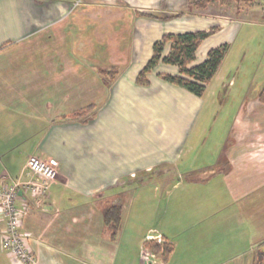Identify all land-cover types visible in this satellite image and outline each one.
Instances as JSON below:
<instances>
[{"label":"crops","instance_id":"obj_1","mask_svg":"<svg viewBox=\"0 0 264 264\" xmlns=\"http://www.w3.org/2000/svg\"><path fill=\"white\" fill-rule=\"evenodd\" d=\"M76 1L0 0V177L18 178L31 156L58 163L44 202L31 200L22 222L38 264L256 263L264 251L260 93L248 90L226 109L233 114L221 131H200L219 119L226 62L262 13L244 0L206 9L197 0ZM211 29L193 65L211 49L229 51L202 97L164 81L180 73L162 62L148 85L137 83L165 35ZM170 52L168 43L163 56ZM108 69L118 71L111 85L100 73ZM113 205L123 208L116 237L104 221ZM159 235L174 246L168 261L145 248ZM0 264H13L1 250Z\"/></svg>","mask_w":264,"mask_h":264},{"label":"trees","instance_id":"obj_2","mask_svg":"<svg viewBox=\"0 0 264 264\" xmlns=\"http://www.w3.org/2000/svg\"><path fill=\"white\" fill-rule=\"evenodd\" d=\"M215 0H197L192 5L199 9H206L209 4ZM226 0H222L224 2ZM246 3H251L252 0H244ZM215 29L210 31H197L188 32L178 35H165L163 39L154 45V54L148 64L141 70L137 77V83L143 86L149 84L148 74H150L158 64L165 63L169 65H175L179 68L178 76H171L167 74L161 75V78L173 85L185 88L194 95L202 97L207 86L212 82L216 76L218 70L222 66V63L229 51V45L224 44L217 48L211 49L208 52L207 59L198 65H193L196 61V54L198 49L204 40L214 34ZM171 44V52L167 56H163V51L166 44ZM101 75L108 85H111L116 75L118 74L117 69L101 70ZM261 101L264 103V90L260 95ZM93 107L77 111L71 115L73 119H80L85 117L88 110H92ZM193 178L190 180H196ZM122 206H109L104 211L105 224L112 229L113 237H116L121 229L122 225ZM145 248L150 252L161 255L164 261H168L170 255L174 250V246L168 243L159 245L154 241L145 243ZM260 259L257 258L256 264H262L264 254Z\"/></svg>","mask_w":264,"mask_h":264},{"label":"built area","instance_id":"obj_3","mask_svg":"<svg viewBox=\"0 0 264 264\" xmlns=\"http://www.w3.org/2000/svg\"><path fill=\"white\" fill-rule=\"evenodd\" d=\"M81 3L77 0L74 7ZM57 176V161L31 156L18 178L7 174L0 177V250L11 257L13 264H38L28 247V236L22 232V222L31 210V200L41 205ZM154 240L159 245L166 243L161 235Z\"/></svg>","mask_w":264,"mask_h":264},{"label":"rangeland","instance_id":"obj_4","mask_svg":"<svg viewBox=\"0 0 264 264\" xmlns=\"http://www.w3.org/2000/svg\"><path fill=\"white\" fill-rule=\"evenodd\" d=\"M254 11H260L261 17L256 18L257 24H253L248 34L249 40L245 43V48L239 52L238 48H234L224 67L229 70L228 77L225 81V87L217 99L218 113L220 117L217 121H213L206 126L208 130L200 131L201 133L212 134L221 131L223 124H227L228 119L232 117V111H226L233 103H238L239 99H243L246 91L249 90L250 95L262 93L264 90V0H252L251 3ZM78 7V6H76ZM218 7V6H217ZM218 10V8L216 9ZM260 15L255 13V16ZM244 42H242L243 44ZM240 45L238 42L237 46ZM231 84V85H230ZM235 85V93L231 94L230 89ZM245 90V93L243 92ZM257 92V93H256ZM232 113V114H229ZM231 115V116H230ZM204 128V127H203ZM57 179V178H56ZM262 251V250H261ZM256 251L255 262L262 255ZM264 254V251H263ZM249 255V253L247 254ZM264 259V257H263ZM264 264V260L261 261ZM256 264V263H254Z\"/></svg>","mask_w":264,"mask_h":264}]
</instances>
